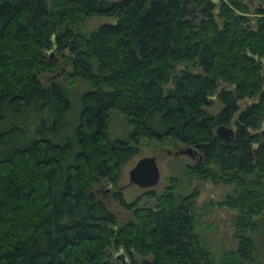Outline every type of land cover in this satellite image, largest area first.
Wrapping results in <instances>:
<instances>
[{"label":"trees","instance_id":"16d2710c","mask_svg":"<svg viewBox=\"0 0 264 264\" xmlns=\"http://www.w3.org/2000/svg\"><path fill=\"white\" fill-rule=\"evenodd\" d=\"M256 1L251 15L245 0H0V264L264 263V0ZM93 16L115 21L82 33ZM53 53L71 71L44 84L40 75L59 69ZM69 78L87 86L75 88L74 117ZM114 119L123 136L112 134ZM195 146L188 181L233 188L200 213L197 190L183 191L176 173L130 203L115 192L132 212L124 223L94 190L116 185L142 147ZM212 208L234 213L235 247L219 254L199 230Z\"/></svg>","mask_w":264,"mask_h":264},{"label":"rangeland","instance_id":"374dc122","mask_svg":"<svg viewBox=\"0 0 264 264\" xmlns=\"http://www.w3.org/2000/svg\"><path fill=\"white\" fill-rule=\"evenodd\" d=\"M245 2L248 5L251 15H253L255 8L260 6L256 0H245ZM114 21L115 19L111 17L93 16L86 18L79 28L82 33H87L94 30L98 25H101L103 23H113ZM52 55L56 59V62L59 64V69L56 71V73L41 74L40 80L44 84H48L51 81L65 82L68 80L65 79V77L71 71V68L67 64L66 57L64 55H58L57 53H53ZM69 81L74 82L72 87H68L70 96L73 99L72 116L74 117L79 108L80 97V93L76 91L75 88L84 90L87 88V86L79 79L69 78ZM221 107V104L216 101L213 107L209 109V111L212 113H217L221 109ZM124 129L125 128L121 120L114 119L112 121V134L123 136L125 133ZM174 152L175 151L170 149L142 147L140 152L122 167L121 178L116 185H112L106 180H102L94 187L97 196L105 202L107 208L118 217L119 221L121 223H124L131 218L132 212L126 210L123 206L120 205V203L117 202V200H115L114 193L117 191H121L125 201L127 203H130L135 199V197L140 196L146 191L155 190L156 192H159L161 189L167 186L168 176L173 175L174 173L178 175L180 186L184 189L183 191L187 192L188 188H191V186H193L197 190L196 206L199 213L202 211V206L210 203L211 201L220 200L224 195L233 191V188L230 186L214 183L212 181H200L197 179L188 181V176L183 174V165L194 163L196 156L190 158L189 156H187L188 154L180 153V155H175ZM145 156H155L157 165L160 170L159 182L157 185L151 188H141L129 182V170L135 165L138 159ZM153 204L154 203L150 202L146 198L142 201L143 206L150 207L153 206ZM233 214V211L225 208H212L209 213L202 214L199 217V222L201 225L199 227V230L200 232H202L203 238H205L208 245L213 249V252L215 254H219L223 247L231 249L235 247V241L232 237L231 228V218ZM258 223L261 227H263L262 221L259 220ZM262 240L263 238L260 236V243L262 242ZM260 247L258 246V253L264 255V248L262 250ZM260 258L262 260L264 259L263 256H260ZM135 259L137 261V264H141V259L139 257L136 256ZM114 260L117 264H123L120 258H114ZM130 263L131 260L128 259L127 264Z\"/></svg>","mask_w":264,"mask_h":264},{"label":"water","instance_id":"95a60500","mask_svg":"<svg viewBox=\"0 0 264 264\" xmlns=\"http://www.w3.org/2000/svg\"><path fill=\"white\" fill-rule=\"evenodd\" d=\"M217 131L226 137L230 132H232L231 129H225L221 127L218 128ZM196 147L197 146L186 147L180 149L178 152H174V154L185 153L192 155V153H196ZM128 176L130 183L135 184L141 188H151L157 185L160 179V170L157 165L155 156H145L138 159L135 165L129 170ZM116 256L123 257V253H118ZM122 260L125 262L124 258H122Z\"/></svg>","mask_w":264,"mask_h":264},{"label":"flooded vegetation","instance_id":"af4514ba","mask_svg":"<svg viewBox=\"0 0 264 264\" xmlns=\"http://www.w3.org/2000/svg\"><path fill=\"white\" fill-rule=\"evenodd\" d=\"M192 155H194V157L196 156L195 153H192Z\"/></svg>","mask_w":264,"mask_h":264}]
</instances>
